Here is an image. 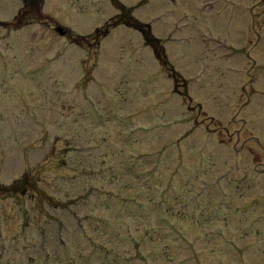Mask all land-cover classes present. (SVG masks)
<instances>
[{
    "label": "rangeland",
    "instance_id": "obj_1",
    "mask_svg": "<svg viewBox=\"0 0 264 264\" xmlns=\"http://www.w3.org/2000/svg\"><path fill=\"white\" fill-rule=\"evenodd\" d=\"M203 1L175 0L172 3L170 0H153L146 7L136 10L134 15L151 22L154 32L166 37L170 60L189 80L191 97L197 104H202L208 116L220 121L224 128L211 120L210 125L199 124L198 133L204 135L197 140H168L167 135L163 136L167 129L156 128L153 132L158 135L159 151L172 155V170L156 168L151 175L150 188H141L139 182L135 181V191L127 196L123 192L133 186H121L115 197L118 201L126 202H114L121 206L119 210L107 209L109 206L103 194L94 197L88 193L93 188L89 179L96 167L95 149L90 151L94 146L91 138H77L82 151L73 152L75 141L70 133L62 132L60 136H55L53 143L64 139L60 144L66 147L63 153L55 155V150L50 152L51 144L44 149H36L44 140L39 137L40 130L64 129L66 113L74 114L79 126L66 122L68 128L73 127V131L89 129L87 120L90 113L84 115L80 112L79 108L83 107L84 102L76 90H46L44 93L49 100L35 91L38 103L42 105V109L37 110L25 98L26 94H20L25 96L21 99L16 97L17 93L11 99L0 98V112L3 108L5 110V114L0 115V183L9 185L25 172L27 176L14 191V196L0 194V264H24L33 257L38 258L35 264H46L44 261L47 258L50 263L57 260L56 256L65 261L72 258L75 264H194V258L203 263L208 258L206 264L208 261L218 264L215 260L218 253L213 252L217 251L218 243L223 245V250L226 248L224 253H220L219 264H264V196L260 194L258 197L254 189L255 183L264 181V175L257 181L258 168L255 164L256 161L264 163V149L246 134L233 139L229 137L227 131L238 133L236 131L242 129L241 123L237 122L240 115L237 104L234 99H231L234 104H224V100L231 96L227 91L221 90L219 97H213L211 90L214 88L209 90L202 86L197 69L202 55L213 54L203 41L205 31L221 34L238 47L254 38V32L249 33L244 18H251L252 29L250 7L256 1L220 0L218 5L215 3L209 9L202 10ZM7 2L0 0V20L12 21L18 8L7 7ZM83 9L81 0H46L44 7L46 13L70 24L80 34L93 32L118 12L116 8L114 12L110 7L95 3H90L85 14L79 13ZM232 12L234 19L230 21ZM121 28L124 26L118 29ZM114 31L102 43L101 62L95 72L93 90L101 100L100 108L96 110L98 119L95 132L103 138L105 132L118 133L123 127L120 119L122 110L115 105L118 99L111 95L118 88L117 80L123 76V70L131 73L128 76L131 82L142 83L152 93V101L161 100L172 107L180 106V115L198 119V114L190 111L184 98L174 92L173 79L157 60L152 48L142 44L140 32ZM123 35L128 38H120ZM190 38L192 40L188 41ZM0 40L3 46L0 43V51L10 56L0 61V79L8 76V64L14 61L13 56L16 55V64L28 70L41 71L48 65L40 75L43 82L45 79H49L48 83L60 80L69 82L68 71L71 68L59 64L63 55L58 52L63 46L57 41L58 38H51L48 27L33 23L15 33L6 32V36L0 29ZM37 43L44 46L53 43V46L35 50L32 46ZM72 49L71 55L75 56L74 51H77L76 57H80L78 46ZM10 74L17 82H34L18 71ZM73 78L77 79L78 75ZM33 87L35 85L20 86L11 79L0 83V91L15 92L19 88ZM86 101L88 103L87 97ZM250 107L252 123L259 130L264 128L261 112L253 103ZM152 113L161 116L163 110L155 108ZM147 119L156 125L157 119ZM117 141L115 137L102 139L101 147H115ZM139 143L140 140L128 144V147L134 149L135 153H139L136 149H147L146 142ZM120 156L115 161L125 170L140 171L144 166V158H132L127 152ZM71 169L79 172L75 174ZM76 176L79 177L73 179ZM129 176L132 177L131 173ZM240 184L244 185V197L234 196L240 191ZM43 200L49 203L46 216H42L45 212ZM23 209L25 211H21ZM130 209L132 211L127 213ZM32 216H35L33 220ZM165 217L177 219L178 228L173 234H168L172 231L166 233L163 227L165 225L160 218ZM217 217L223 218V226L233 222V236L230 238L226 233L224 237L225 240L230 238L227 245L218 236L217 243L213 236L204 235L207 230H220L222 220ZM190 225L193 227L188 234L180 230L182 226L186 228ZM198 225L199 232H196L194 226ZM25 226L29 229L26 234L23 232ZM30 243H45L52 255L39 250L28 251ZM100 244L116 252L117 260L104 258L102 253L97 252ZM103 252L107 253L106 250Z\"/></svg>",
    "mask_w": 264,
    "mask_h": 264
},
{
    "label": "bare ground",
    "instance_id": "obj_2",
    "mask_svg": "<svg viewBox=\"0 0 264 264\" xmlns=\"http://www.w3.org/2000/svg\"><path fill=\"white\" fill-rule=\"evenodd\" d=\"M242 129H245V126H244V128H243V126H242Z\"/></svg>",
    "mask_w": 264,
    "mask_h": 264
}]
</instances>
